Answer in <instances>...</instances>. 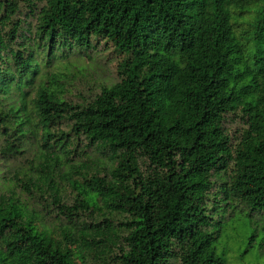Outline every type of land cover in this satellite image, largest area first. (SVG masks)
<instances>
[{"label": "trees", "instance_id": "trees-1", "mask_svg": "<svg viewBox=\"0 0 264 264\" xmlns=\"http://www.w3.org/2000/svg\"><path fill=\"white\" fill-rule=\"evenodd\" d=\"M98 46L118 80L67 100L50 69ZM26 154L34 174L0 176V264H224L211 214L264 221V0H0V161Z\"/></svg>", "mask_w": 264, "mask_h": 264}, {"label": "rangeland", "instance_id": "rangeland-1", "mask_svg": "<svg viewBox=\"0 0 264 264\" xmlns=\"http://www.w3.org/2000/svg\"><path fill=\"white\" fill-rule=\"evenodd\" d=\"M19 18L23 19L24 17L19 15ZM249 22L251 19L245 15L232 17L231 20V23L237 26L236 33L244 31ZM29 23H33V20L26 18L23 29ZM117 61L118 56L109 48L98 46L89 58L75 59L69 57L59 62L49 72L58 71L61 73L60 79L66 90L65 98L77 102L81 98L89 99L98 92L100 86H108L118 80L115 72ZM42 72H48V68L42 69ZM224 129L231 140H235L243 129V124L237 115H227ZM82 150L83 152L79 153V156L74 157V162L83 163L88 168L107 164L105 159L99 157L94 150L86 148ZM30 155L26 154L16 160L6 161V163L0 161V168L2 169L0 176L6 179L4 166L11 167L12 165L15 169L19 167L34 174L37 169L36 162ZM61 187L63 188L64 201L71 204L69 188L66 187L64 181L61 182ZM32 197L36 198V194L32 193ZM22 198H27L26 194H22ZM211 218L209 230H216L215 221H221L219 222L218 236L212 247L215 254L224 261V264H264V221L261 216L249 215L248 210L241 207L228 208L223 212L220 205L218 212L211 214ZM46 222L49 223L50 220L47 219ZM88 264H112V262L108 259L91 257Z\"/></svg>", "mask_w": 264, "mask_h": 264}]
</instances>
